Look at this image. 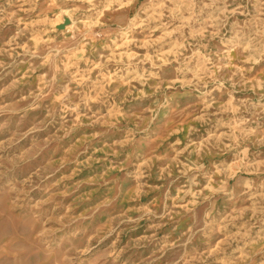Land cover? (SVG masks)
<instances>
[{"label":"rangeland","instance_id":"rangeland-1","mask_svg":"<svg viewBox=\"0 0 264 264\" xmlns=\"http://www.w3.org/2000/svg\"><path fill=\"white\" fill-rule=\"evenodd\" d=\"M0 264H264V0H0Z\"/></svg>","mask_w":264,"mask_h":264}]
</instances>
